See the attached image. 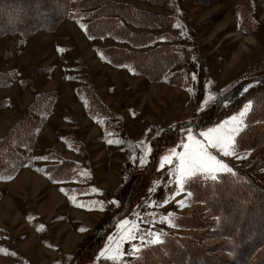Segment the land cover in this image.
Listing matches in <instances>:
<instances>
[{"label": "rangeland", "instance_id": "1", "mask_svg": "<svg viewBox=\"0 0 264 264\" xmlns=\"http://www.w3.org/2000/svg\"><path fill=\"white\" fill-rule=\"evenodd\" d=\"M28 1L24 0L26 3ZM45 1L48 2L39 1L36 7L45 5ZM111 1L160 16L158 22L154 23L157 24L155 28L137 29L129 26L138 34L152 35L159 39L150 46L134 48L129 43L116 41L112 37L89 38L81 24L86 27L96 19L92 10L75 15V19L65 21L63 26L61 23L62 27L59 25L53 32H37L28 37L16 32L17 29L7 27L10 25L8 20L21 17V21L32 19L35 22L40 15L37 13L32 16L27 9L21 12L9 10L7 7L13 5L12 1L5 2L6 8L0 6V127L5 123V128L0 129V141L8 138L10 134L11 137L15 134L18 142L23 138L27 140L26 144L34 141L31 148L22 147L24 142L19 147L16 146L20 143L14 146L9 143L13 150L9 149L7 153V144L1 143L0 146V264H77V257L81 259L80 264H111L99 253L110 243L109 236H113L114 241L118 242L119 222L122 219L135 221L137 214L141 217L137 221L140 225L139 235L145 237V243L141 246L139 255L132 253V245H139L140 240L121 243V249L127 253L124 264H148L150 258L147 251L158 250L164 243L167 251L171 252L167 264H181L189 256L181 258L179 251L175 250L180 246H170L168 241L175 243L190 239H194L195 246L206 257L198 253L189 262L213 264L231 257L228 255L233 245L225 232L231 235L233 228L242 231L241 241L248 245L242 256L246 260L250 251L256 247L254 245L258 242L257 239L264 236V0H159L155 4L145 0ZM158 47H171L176 50L174 54L181 60L170 67L162 81L153 82L148 77L135 73L133 69L124 67V70H129L136 78L127 80L129 84L136 85L132 88L133 92L128 91L134 93L133 98L128 102L122 100L126 96L120 93H125L123 78L122 83L112 80L113 85H116L114 94L109 96L114 98L112 103L108 104L109 101L105 102L101 98L93 83L89 63L98 65L101 62V69L110 78L116 72L108 65L115 68L119 66H114L102 53L105 49L120 48L146 53ZM181 72L184 73L185 85L170 84V79L176 80L177 73ZM70 79L82 85L73 86ZM241 83L247 84L245 87L252 86L249 92L231 102L225 108L226 115L220 118L218 114L212 115L215 108L221 107L220 103L225 95ZM68 94H73L74 99L66 110L64 97ZM210 94L215 97L214 100H209ZM61 95L64 96L59 105ZM37 100L43 101L38 102L39 111L35 112L31 107ZM206 100L209 101L207 105L204 103ZM249 100L252 101L253 111L247 117L249 127L246 134L237 137L236 155L224 156L222 152L212 150L217 159H222L239 176L234 180L224 179L226 185L208 191L210 194L227 196L223 203L231 206L227 216V228L230 230L225 229L224 232L218 216L207 211V203L204 202L206 191L201 195L202 190L192 185L197 181L194 180L196 178L211 180L210 177L197 174L185 181L181 191L176 177L170 175L178 166V161L174 159L171 164H165L161 168L160 158L171 148L183 152L182 144L187 143L188 130L202 140L203 137L199 135L201 132L238 114ZM111 104L123 106L116 112ZM210 108L211 113H205ZM61 109L63 113H59ZM127 113H130L128 121L131 124L126 123L128 134L121 131ZM203 114L208 119L205 123L201 116ZM88 118L100 121L101 132H93V128L89 132V127L83 126V121L88 122ZM52 119L62 122L65 128L60 129L63 131L55 136L51 144L41 142L39 138ZM23 121L28 122L24 126L26 128H23L24 134H16L19 126L23 127ZM73 125L75 130L79 126L78 131H70ZM129 127H132V132ZM67 128L69 130L66 132ZM110 132L116 136L115 146L121 161L127 162L124 169L119 171L117 180L101 192L95 188L96 182L91 168L86 169L80 161H92V150H98L96 144L100 134L109 140L112 135ZM106 146L103 145L101 153L105 155L100 161H109L106 159L110 158L111 150L110 146ZM145 147H151L152 151L147 156V164L142 167L140 157L145 155ZM49 149L52 151L47 153ZM67 154L72 158L67 157ZM65 164L70 166V174L66 178H59L56 172L49 175L44 173L45 170L55 167L64 168ZM31 167L42 171L53 187H60L59 193L65 194L64 203H69L66 204L70 208L67 211L68 217L72 212L70 206L83 208L86 212L92 210L98 216L81 242L75 247L69 246V249L72 248L70 254L61 257L57 262L51 263L44 254V260H39L40 255L33 257L21 252L28 244L25 239L36 237L54 240L61 225L75 226L74 221L69 218L66 224L65 221L55 223L56 219L59 220L57 207L51 213H27L23 215L26 217L24 220L15 221V215L9 212V205L5 204L9 200L5 196L17 175ZM135 182L139 184L134 189L140 191L131 202V211L118 221L110 222V230L95 246L97 249L93 254L81 252L73 259L77 249L88 238L97 236L104 221L110 220L126 207L127 200L122 201L119 193L125 185H135ZM64 188L66 189L63 190ZM250 194H259L260 197H252ZM46 197L48 196H44V199L36 197L34 204L42 203ZM112 201H118L119 206ZM218 203L221 202L216 204ZM10 204L13 202L10 201ZM18 215H22L21 211L16 217ZM164 216H171L175 226L161 222ZM50 218L54 224L49 226V230L37 229L38 221L47 225ZM224 227L226 228V224ZM146 230L162 233L163 243L147 244ZM212 247L214 250L210 249ZM52 248L58 250L56 246ZM52 248L51 245L48 247L51 250ZM258 255L263 256L264 250Z\"/></svg>", "mask_w": 264, "mask_h": 264}, {"label": "trees", "instance_id": "2", "mask_svg": "<svg viewBox=\"0 0 264 264\" xmlns=\"http://www.w3.org/2000/svg\"><path fill=\"white\" fill-rule=\"evenodd\" d=\"M6 1H12L13 5L8 6L7 8L12 11H23V9L29 10L30 15H36L38 13V20L35 22L32 21V19H26V20H20L21 17L17 20H8L10 25L7 27H11L12 30L17 29L19 33H23L27 35L28 37L30 35H34L37 32H53L55 31L58 26L63 23L66 20L75 19L77 14L84 13L87 10H92L94 15L96 16V19L94 21H91L86 27H85V34L87 37L92 39H98V38H106V37H112L114 40L119 42H125L129 43L134 48H143L146 46H150L155 41L159 39V37H154L152 35H141L130 29L129 26L137 28V29H149V28H155L157 24H154L156 21L158 22V19L160 16L150 14L145 11H140L131 5L128 4H119L115 3L111 0H82V1H76V0H48V2L45 3V5H40L36 7L37 3L42 0H29L27 3L24 2V0H0V6H3L6 8ZM151 3H156L159 0H145ZM5 4V5H3ZM24 4H27L28 6H25ZM70 7V8H69ZM6 10V9H5ZM5 10L3 13H5ZM80 16V15H79ZM78 16V17H79ZM124 22V23H123ZM0 25H2L0 23ZM62 25V24H61ZM14 28V29H13ZM176 50L166 47H158L155 50L148 51L146 53H139L134 52L126 49H120V48H108L105 49L102 53L107 56L109 61L114 66H119V68H130L135 71V73L143 75L148 77L153 82H159L164 79L167 72L169 71L170 67L174 65L175 63H179L181 60L174 54ZM177 79L171 80L170 84L184 86V73H177L176 75ZM175 77V78H176ZM247 84H240L239 89H233L231 92H229L227 95H225V98L222 99L230 100L231 102L237 101V97H243L248 90L252 86L245 87ZM254 87V86H253ZM244 89H247V92L244 91ZM236 92V93H235ZM43 100H37L33 106L31 107V110L37 112L39 111V108L37 107L39 104L38 102H42ZM95 102V99H93ZM231 104V103H230ZM216 106V105H215ZM220 108H215L214 112L211 113L210 108L209 111L207 110L205 113H211L212 115L218 114V117L220 118L222 115H226L225 108L228 106H224L222 103H220ZM50 112V111H49ZM31 114V113H30ZM30 114H28V118L30 117ZM93 114V113H92ZM207 114V115H208ZM94 115V114H93ZM204 115V114H203ZM204 117V123L208 121L206 119L205 115ZM212 115H209L210 118ZM95 116V115H94ZM200 116V117H201ZM197 118V119H200ZM211 119H209L210 121ZM24 125L22 127L19 126L18 130L15 131L17 134H24L23 128L26 124H28L27 121H23ZM24 144L22 145L21 143ZM26 139H21L19 142L17 141L16 135L13 134V137H11V134L8 138L3 139L0 141L2 145L7 144L5 152H9L11 149L10 146L19 145L16 147H19L22 145V147L31 148L32 144L34 143H28L26 144ZM10 143V146H9ZM17 143V144H16ZM14 147V149L16 148ZM64 162V161H63ZM155 162V161H154ZM70 166L65 164L64 168L55 167L54 169H48L45 170V174L49 175L52 172H56L59 174V178H66L68 174H70ZM238 175H232V174H220L219 178L216 181L212 180H204L196 178L194 180H197L192 183V185H195L196 188H200L201 195L203 192L206 191V199L205 203H207V211L211 212L213 215L218 216L217 218L221 222L222 230H230L227 228V216L229 214V211L231 209V206L226 205L223 203L226 201L227 196H222L217 194H210L209 189H217L219 186L226 185L224 179H238ZM138 182H135V185L131 184L125 185L120 193V199L127 200V205L122 209V211H119V213L115 214L113 217L110 218V220L104 221L101 228L98 230L97 236L93 237L91 236L86 240V242L77 249L76 253L73 256V259L75 258V255L83 253H94L97 249V246L99 242H101L102 238L108 233L110 230V227L112 226L111 223L118 221L120 218L124 217L126 214H128L131 211V207L133 206L131 203L135 197L138 196V189H134ZM241 186V185H240ZM239 187V186H237ZM238 192V189H237ZM240 192V191H239ZM228 194V193H226ZM251 195V194H250ZM252 197H260V195H251ZM226 197V198H225ZM240 197V196H239ZM244 197V196H243ZM245 198V197H244ZM246 199V198H245ZM263 199V198H262ZM264 200V199H263ZM221 202L216 204L217 202ZM256 202V201H255ZM111 222V223H110ZM226 224V228L224 227ZM239 224V223H238ZM236 225V222H235ZM233 232L231 235L226 234L228 239L231 241V245H233V248H230L229 255L231 257L223 258V260H218L214 262L213 264H264V255L259 256V252L264 250V236L257 239V243H255L254 247L250 254H248L247 259H243L242 256L245 254V251H247L248 245L245 243H242V237L243 233L239 229H232ZM264 233V230L262 232V235ZM259 235V232L257 233ZM261 235V232H260ZM191 240V241H190ZM189 241L184 240L178 241L173 243L172 241H168L170 246L173 245H179L180 247L175 248L176 251H179L181 258L186 257V255L189 256V259H183V263L181 264H191V260H194V256L196 254H201L202 256L206 257L204 252L201 251V249L198 246H195L194 239H190ZM182 243V244H181ZM166 243L162 244V248L158 250L152 249L149 252L148 257L150 258L148 261V264H167L168 261V255H171V252L167 251V248H165ZM226 244V243H222ZM221 245V243H220ZM218 245V247L220 246ZM214 247L216 245H213ZM214 247L210 248L214 250ZM217 247V246H216ZM94 248V249H93ZM193 249V251H191ZM217 249V248H215ZM255 249V250H254ZM254 251V252H253ZM253 252V253H252ZM88 253V254H89ZM191 253V254H189ZM80 257V256H79ZM212 258V257H211ZM156 259V261H154ZM206 259V258H204ZM76 263L80 264L81 259L75 258ZM144 260H145V254H144ZM190 261V262H189ZM171 264V263H169Z\"/></svg>", "mask_w": 264, "mask_h": 264}, {"label": "crops", "instance_id": "3", "mask_svg": "<svg viewBox=\"0 0 264 264\" xmlns=\"http://www.w3.org/2000/svg\"><path fill=\"white\" fill-rule=\"evenodd\" d=\"M64 22L62 23V26L66 23V22L65 23ZM100 64H101V62L98 65L89 63L88 68L91 71V74L93 76L92 77L93 83L95 85L97 93L101 96V98L105 102L109 101V102H107L108 104H110V102L112 103L114 98L113 97L110 98L109 96L113 92H115L114 89H116L115 88L116 85L115 86L113 85L112 80L114 79L116 83L117 82L122 83V81H121L122 78L125 80V84L123 85V88H125V93L122 91H120V93L122 96H123V94H126V96L122 97V100L124 102H128L130 100V98H133L134 93L132 94V92H133L132 88L136 87V85L135 84H133V85L129 84L127 82V80L130 81L131 79H133V78L136 79V78L130 74L129 70H124V68L123 69L115 68L111 65H108V66H110V68L115 70L114 72H116L113 74L112 77L109 78L104 74V71L101 69ZM105 64H108V63L105 62ZM118 71L121 73H119ZM121 75H124V76L122 77ZM130 77H132V78H130ZM70 81H71V83L73 81V83H72L73 86L75 84L80 86L79 84H81V83H77V82L75 83V81L73 79H70ZM129 90H131L132 92L128 93ZM63 96L64 95H61L60 101L58 102L59 105L61 104L60 102H62L61 100H63ZM64 98H65L64 99V101H65L64 106H65V109L68 110L67 106L70 107V103L73 101L74 96H73V94H68ZM150 99H152V98H150ZM155 101H158V99H155ZM59 105L57 104V107ZM64 106L62 108H64ZM110 106H111V108L113 107L117 112V109L119 107L121 108L123 105L115 106V105L111 104ZM57 112H58V110H57ZM57 112H56V115H57ZM59 113H63L62 109L59 111ZM127 114H128V116L124 117V120L122 123V125L124 127L121 130L122 133H126V134L129 133L127 131V128H126V126H127L126 123L131 125L130 120L128 121V117L130 118V115H129L130 113H127ZM62 118L64 119V117H62ZM88 120H89L88 122L83 121V126L89 127L88 128L89 132H90L91 128H93V132H96V131L101 132L100 126H99L100 121H97V119L96 120H90L89 118H88ZM77 127L79 128L78 125H77ZM4 128H5V123L0 127V129L3 130ZM61 128H63V129L65 128L63 123L59 122L57 119H52L50 124L42 132L41 137L39 138L40 141L41 142H47V143L51 144L54 141L55 136L58 135V133H60V131L61 132L63 131V130H60ZM78 128H77V130H75V127L73 125L72 127H70V131H78ZM124 128H126V129L124 130ZM67 130H69V129L67 128L66 132H67ZM129 131L132 132V127H129ZM110 134H112V135H110L109 140H108V137H101L102 133L100 134V136L97 140V144H96V145H98V150H92V157H93L91 159L92 161H80L82 163V165L86 167V169L89 170L91 168V171L93 172L94 177H95V179H94L96 182V183L94 182L95 186H96L95 188L98 189L99 191L106 190V187H108L109 184H112L113 181L117 180V178L119 176V171L124 169V165L127 162V161H121V158L119 157V153L116 150L117 146H115L117 144L116 136L113 135V132H110ZM110 140L112 141V143L109 144ZM103 145L110 146V150H111L110 155L111 156L109 159H106L109 161H100V160H103L101 158H103L104 157L103 155H105V154L101 153ZM41 146L44 147L42 144H41ZM62 146H63V144H62ZM51 148L54 149L53 147H51ZM50 151H52V150L51 149L47 150V153ZM44 152H41V153H44ZM64 155H65V152H64ZM67 157L72 158L71 155H68V154H67ZM33 168L34 167H31L29 169L27 168V169L21 171L19 173V175H17L16 179L13 181L14 183H13L12 187L10 188L9 192L7 193L8 195L5 196V199L9 198V200L5 201V204L9 205L8 206L9 212L13 213L15 215V221L16 220L17 221L24 220L26 217L23 215H25L27 213L35 212L37 215L39 213H42V214L51 213L55 207H57V209H58L57 213L59 214V217H58L59 220L56 219L55 223L65 221L64 223L66 224V221H68L69 218L74 221V224H76L75 226L61 225L57 231V237H55L54 240H52V239L50 240L49 238L38 239L36 237H32V238L30 237V238H26V239L24 238L25 241H28V244H26L27 247H25L24 249H21V252H23L25 254H31L33 257H34V255H40V256H38L39 260L40 259L44 260V258L42 257V254H44V255H46V258L49 259L48 261H50L51 263L53 261L57 262L60 260L61 257L68 256L70 254V252L72 251L71 250L72 248L69 249L68 248L69 246L75 247L77 244H79L81 242V240L87 235L88 231L90 230L91 224L97 220L98 216H97V214L95 216L94 213H92V210H90L91 212L90 211L86 212V210H84L83 208L79 209L77 207L70 206L72 212L70 213V216L68 217L67 211H69L70 208L68 209V206H66V204L69 205V203H67V201H65V203H64L65 194L59 193L58 190L60 189V187L56 188V187H53V185L49 184L48 179L45 176H43V174L41 173L42 171H39V170H36ZM65 189L66 188H64L63 190H65ZM46 195L48 196V197H46V200H43V202L40 204H34L35 203L34 199L36 197L37 198L40 197L39 199H44V196H46ZM5 199H3V200H5ZM10 201L13 202V204H10ZM0 209H1V206H0ZM20 211H21L22 215H18L16 217V214L20 213ZM42 214L39 215L37 218H40L42 216ZM31 224H36V223L31 222ZM53 224H54L53 219L50 218L49 224L43 225L41 223V221H38L36 224V227H37V229H40V230H42V228L43 229L46 228L49 230V226H51ZM81 229H85L86 231L82 232ZM66 232H67V234H66ZM50 245H51V248L53 246L54 247L56 246V248L58 250L55 251L53 248H52V250L48 249V247ZM37 246H39V247H37Z\"/></svg>", "mask_w": 264, "mask_h": 264}, {"label": "snow or ice", "instance_id": "4", "mask_svg": "<svg viewBox=\"0 0 264 264\" xmlns=\"http://www.w3.org/2000/svg\"><path fill=\"white\" fill-rule=\"evenodd\" d=\"M82 28L85 25L81 24ZM63 51V50H61ZM247 92V89H244ZM215 97L211 94L209 95V100H214ZM209 101H205V105ZM221 103L224 106H228L231 101L223 100ZM253 111L252 101L249 100L243 105V107L238 111V114L230 116L228 120L217 124L213 128H208L207 131L201 132L199 135L203 137L202 140L197 139L195 135L188 130L187 143L182 144L184 149L183 152H177L174 148L168 149L166 155L160 158V167L163 168L165 164H171L173 160L178 161V166L175 168L170 175L176 177V182L179 186V190H183L185 181L196 177L197 174H205L210 177L212 181L218 179V174L227 173L235 175L233 169L229 167L222 159H217L213 155L212 150H218L222 152L224 156L236 155V144L237 137H241L242 134H246V129L249 127L247 122V117L249 113ZM109 143H112L110 140ZM145 155L140 157V165L143 167L147 164V156L152 151L151 147H145L143 149ZM133 159H135L133 157ZM191 195V193H189ZM113 204L119 206L118 201H112ZM183 203V202H181ZM103 210V208H101ZM141 217L137 214L135 221L129 219H122L119 222L120 235L118 237V242L114 241L113 236H109V244L104 248L103 251L99 253L101 257H105L106 261L111 262V264H124V257L127 255L124 252L120 244L124 242L140 240V244L132 245V253L134 255H139L141 251V246L145 243V237L140 236V225L139 221ZM161 222H166L170 226H175L171 216H164L161 218ZM81 231H86L81 229ZM147 239V244L149 245H160L163 243L162 233L160 232H145Z\"/></svg>", "mask_w": 264, "mask_h": 264}]
</instances>
